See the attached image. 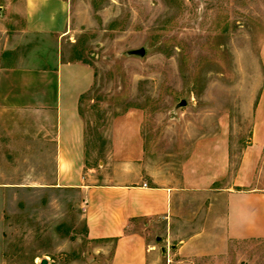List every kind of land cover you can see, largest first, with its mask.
Instances as JSON below:
<instances>
[{
	"label": "rangeland",
	"instance_id": "1",
	"mask_svg": "<svg viewBox=\"0 0 264 264\" xmlns=\"http://www.w3.org/2000/svg\"><path fill=\"white\" fill-rule=\"evenodd\" d=\"M28 1L0 0V264H107L111 244L88 239L81 197L55 182L57 67L93 76L78 107L86 167H102L103 134L136 109L151 186L176 185L192 144L221 130L234 168L264 88V0H44L46 33ZM256 178L264 188V148ZM156 243L155 264H184L176 242ZM225 264H264V240Z\"/></svg>",
	"mask_w": 264,
	"mask_h": 264
},
{
	"label": "crops",
	"instance_id": "2",
	"mask_svg": "<svg viewBox=\"0 0 264 264\" xmlns=\"http://www.w3.org/2000/svg\"><path fill=\"white\" fill-rule=\"evenodd\" d=\"M44 5V0L27 2L36 33L51 28L34 19ZM92 79L87 66L57 67L55 182L81 197L88 239L111 244L107 264H155L165 251L156 250L161 238L177 243L171 249L184 264H225L243 242L264 240V188L256 178L264 148V88L234 168L228 133L221 130L192 144L176 185L151 186L143 168V114L136 109L115 117L103 134L108 148L102 167L85 166L78 107Z\"/></svg>",
	"mask_w": 264,
	"mask_h": 264
},
{
	"label": "water",
	"instance_id": "3",
	"mask_svg": "<svg viewBox=\"0 0 264 264\" xmlns=\"http://www.w3.org/2000/svg\"><path fill=\"white\" fill-rule=\"evenodd\" d=\"M133 55H139V56H143L144 55V51L141 49V50H138V51H135V52H132ZM180 107H183L184 106V102H180L179 104ZM40 264H47V261L46 260H42L40 262Z\"/></svg>",
	"mask_w": 264,
	"mask_h": 264
}]
</instances>
